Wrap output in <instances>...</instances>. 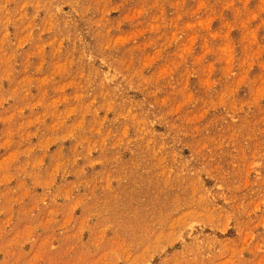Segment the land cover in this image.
Segmentation results:
<instances>
[{
  "label": "rangeland",
  "instance_id": "374dc122",
  "mask_svg": "<svg viewBox=\"0 0 264 264\" xmlns=\"http://www.w3.org/2000/svg\"><path fill=\"white\" fill-rule=\"evenodd\" d=\"M0 264H264V0H0Z\"/></svg>",
  "mask_w": 264,
  "mask_h": 264
}]
</instances>
